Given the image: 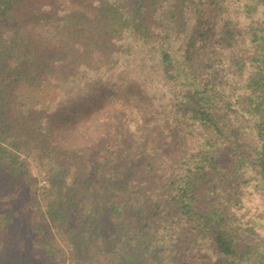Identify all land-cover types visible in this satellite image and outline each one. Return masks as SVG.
<instances>
[{
	"label": "trees",
	"instance_id": "1",
	"mask_svg": "<svg viewBox=\"0 0 264 264\" xmlns=\"http://www.w3.org/2000/svg\"><path fill=\"white\" fill-rule=\"evenodd\" d=\"M0 234V264H264V0H0Z\"/></svg>",
	"mask_w": 264,
	"mask_h": 264
},
{
	"label": "rangeland",
	"instance_id": "2",
	"mask_svg": "<svg viewBox=\"0 0 264 264\" xmlns=\"http://www.w3.org/2000/svg\"><path fill=\"white\" fill-rule=\"evenodd\" d=\"M220 24H225L220 18ZM220 24L213 25L208 29L207 33V42L211 46L219 45L223 43V29L220 27ZM196 63L194 67L196 68ZM217 76L220 75V72L215 73ZM36 154L33 152H28L27 150L21 151L19 153L20 161L26 165L31 172V180H32V192H35V196H41L42 193L46 190L47 183V176H46V167L41 163L39 158H36ZM34 194V193H33ZM3 234H0V239H2ZM245 238L250 243L255 244L253 242L252 236L250 233H245Z\"/></svg>",
	"mask_w": 264,
	"mask_h": 264
}]
</instances>
